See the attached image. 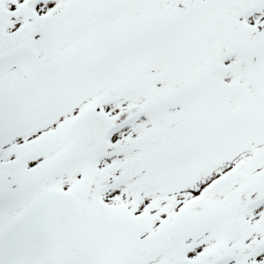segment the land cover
I'll use <instances>...</instances> for the list:
<instances>
[{
    "label": "snow or ice",
    "instance_id": "obj_1",
    "mask_svg": "<svg viewBox=\"0 0 264 264\" xmlns=\"http://www.w3.org/2000/svg\"><path fill=\"white\" fill-rule=\"evenodd\" d=\"M0 264H264V0H0Z\"/></svg>",
    "mask_w": 264,
    "mask_h": 264
}]
</instances>
